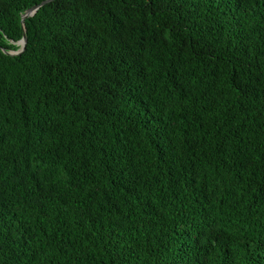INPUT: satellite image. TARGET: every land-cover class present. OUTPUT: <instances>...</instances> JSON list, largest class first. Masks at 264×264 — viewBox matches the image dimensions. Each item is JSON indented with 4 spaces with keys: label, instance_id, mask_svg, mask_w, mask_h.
<instances>
[{
    "label": "trees",
    "instance_id": "1",
    "mask_svg": "<svg viewBox=\"0 0 264 264\" xmlns=\"http://www.w3.org/2000/svg\"><path fill=\"white\" fill-rule=\"evenodd\" d=\"M42 1L0 0V264H264V0Z\"/></svg>",
    "mask_w": 264,
    "mask_h": 264
},
{
    "label": "water",
    "instance_id": "2",
    "mask_svg": "<svg viewBox=\"0 0 264 264\" xmlns=\"http://www.w3.org/2000/svg\"><path fill=\"white\" fill-rule=\"evenodd\" d=\"M48 1L49 0H44L40 4L34 5L31 8L27 9L25 11V13L21 17V22L23 21V19L25 17H28V16L33 15L40 6H42L43 4L47 3ZM18 43L20 44V48L18 50H16V51H9V52H6V53L9 54V55H17V54H20L24 50V48H25V43H26L25 36H23L22 39Z\"/></svg>",
    "mask_w": 264,
    "mask_h": 264
}]
</instances>
